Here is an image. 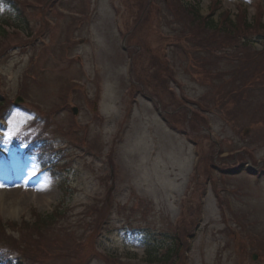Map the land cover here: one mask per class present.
<instances>
[{
  "label": "rangeland",
  "instance_id": "374dc122",
  "mask_svg": "<svg viewBox=\"0 0 264 264\" xmlns=\"http://www.w3.org/2000/svg\"><path fill=\"white\" fill-rule=\"evenodd\" d=\"M27 1L33 6L26 10L32 32L28 33L21 23V33L6 26L9 39L0 44V90L13 101L27 77L29 96L21 95L23 104L44 116L63 107L49 121L53 125L47 128L49 134L45 132L44 138L51 137L50 132L57 136L52 144L62 151L69 165L64 175L61 170L57 174L41 170L33 156L25 166L19 164L17 159L24 156L17 151L22 146L14 149L13 141L22 136L32 138L41 125L32 123V112H14L6 129L0 132L6 135L15 129L10 139L6 137L11 150L4 146L6 155L12 153L15 162L10 169L0 163V218L29 221L34 210L48 214L59 203L69 207V221L78 229L71 232L65 224L59 229L66 253L63 259L62 254H55L59 257L55 264H66L65 260L70 264L84 262L92 245L91 238L86 245L81 240L103 223L110 205L112 215L98 238V249L104 253L121 251L133 259L131 264H162L148 261L146 242L168 247L176 236L184 251L188 250L189 264H264V175L259 181L257 173L264 167V134L252 129L243 136L251 121L256 130L264 131L256 124L258 119L248 118L256 116L260 104H246L245 100L239 105L232 96L223 116L213 109L206 111L205 119L197 116L196 111L208 108L209 102L223 103L222 97L213 92L207 95L210 88L202 76L206 70L187 73V61L172 47L171 56H179L180 69L174 67L176 80L166 81V86L173 89L171 94L167 89L158 92L161 76L151 62L164 39L156 32L154 4L145 7L149 17L140 32H135L136 39L126 42L128 30L135 26V31L138 25L141 0H59L62 5L57 7L58 13H48L47 0ZM197 1L202 16L211 13L217 20L224 18L222 13L247 22L255 21L258 11L264 16V0ZM78 5L81 14L75 11ZM8 15V5L0 4V22ZM72 17H77L73 23ZM48 21L56 29L48 36H39ZM162 30L172 34L166 21ZM42 41H49V49ZM126 45L131 49L137 46L141 52L134 61L133 75ZM263 47L262 40L254 41L255 49ZM52 49L55 53L51 54ZM43 59L48 66L46 85L41 83V77L36 81L32 77L41 69ZM221 66L226 69L232 64L223 61ZM82 85L87 94L81 90ZM221 90L222 87L218 92ZM246 96L251 99L256 95L251 91ZM261 102L264 106V95ZM72 106L79 107L76 117L70 111ZM239 113L242 115L238 118ZM259 118L263 122V111ZM242 158L247 161L240 173L233 177L221 173L224 168L241 165ZM213 165L217 166L215 171L206 172ZM46 184L52 191L49 195ZM199 202L203 204L202 217L196 218ZM185 208L186 224L201 218L190 248H185V235L179 234ZM235 213L240 220L251 223L247 225L251 229L237 222ZM238 229L241 235L252 234L262 241L259 248L263 253L243 248L241 238L233 232ZM83 233L86 236L82 237ZM253 253L258 255L256 261L251 259ZM90 264L105 263L96 257Z\"/></svg>",
  "mask_w": 264,
  "mask_h": 264
},
{
  "label": "trees",
  "instance_id": "16d2710c",
  "mask_svg": "<svg viewBox=\"0 0 264 264\" xmlns=\"http://www.w3.org/2000/svg\"><path fill=\"white\" fill-rule=\"evenodd\" d=\"M199 5V2L195 4L186 3L184 6L179 7V9L182 10L181 12L185 14L183 19L189 21L190 26L195 29L196 33H206L208 29L212 28L226 42L228 36L239 28L238 25H242L244 22L242 18H238V21L236 20L237 22L233 21L229 15L222 13L225 23L219 28L217 21L211 17V13L209 16L205 17L200 14ZM178 12L179 11H176L177 14ZM244 24L247 27L251 26L247 22ZM185 25L188 27L186 22ZM1 27L2 26H0V44L9 39L8 36L5 35L6 31ZM155 53L156 54L153 57L154 62L161 64V50L159 53ZM233 77L235 78L229 82V87L225 90L224 97L230 100L232 96H234L233 100L235 103H240L241 100L248 97L246 95L248 92L252 91L255 84L248 80V77L243 73L239 76L234 75ZM255 87V94L260 95V98H262L264 94H260L262 92L257 90V88H261L260 85H256ZM23 91L26 92V88H24ZM2 101L3 98H1L0 102ZM2 106L3 104H0V107ZM261 111H263L264 118V109L260 110L259 114ZM2 114L3 113L0 115ZM41 152H45V147L41 148ZM33 212V222L23 221L21 224H17L16 222H4L0 219V248L4 252L6 261H10V259L16 255V260L25 262L26 264H55V261L59 258L58 256H55V254H62L61 259H63L65 257L63 254L66 253L64 247L65 242L63 241L62 236L58 234L59 229L61 230L63 227H57V224L66 221L67 209L59 204L51 213L46 215H43L36 210ZM54 228H56V230H54ZM10 229L16 231L18 234L13 235L9 232ZM173 246L174 247H171L160 256L154 253L156 251L149 252V262L162 264H186L185 251L181 247L178 238L175 239ZM65 262L67 261L65 260Z\"/></svg>",
  "mask_w": 264,
  "mask_h": 264
},
{
  "label": "snow or ice",
  "instance_id": "6c2138e0",
  "mask_svg": "<svg viewBox=\"0 0 264 264\" xmlns=\"http://www.w3.org/2000/svg\"><path fill=\"white\" fill-rule=\"evenodd\" d=\"M12 123H14V121ZM14 132H15V129H13V131H11V132L6 133V136L10 139L12 137V135L14 134ZM2 186L3 185L0 184V187H2ZM41 190H43V189H41Z\"/></svg>",
  "mask_w": 264,
  "mask_h": 264
},
{
  "label": "bare ground",
  "instance_id": "6f19581e",
  "mask_svg": "<svg viewBox=\"0 0 264 264\" xmlns=\"http://www.w3.org/2000/svg\"><path fill=\"white\" fill-rule=\"evenodd\" d=\"M45 188H46V190H47V192H48L47 194H48V195L51 194L50 192H52V191H51L50 187L48 188V185H47V184H46V187H45ZM10 200H11V199H10Z\"/></svg>",
  "mask_w": 264,
  "mask_h": 264
}]
</instances>
